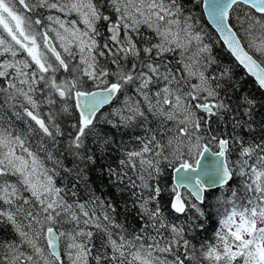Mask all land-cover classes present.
I'll use <instances>...</instances> for the list:
<instances>
[{
	"label": "snow or ice",
	"instance_id": "1",
	"mask_svg": "<svg viewBox=\"0 0 264 264\" xmlns=\"http://www.w3.org/2000/svg\"><path fill=\"white\" fill-rule=\"evenodd\" d=\"M186 2L0 0V264H264V0H194L215 39ZM104 126L144 130L99 168L123 213Z\"/></svg>",
	"mask_w": 264,
	"mask_h": 264
},
{
	"label": "trees",
	"instance_id": "2",
	"mask_svg": "<svg viewBox=\"0 0 264 264\" xmlns=\"http://www.w3.org/2000/svg\"><path fill=\"white\" fill-rule=\"evenodd\" d=\"M186 8L192 10L193 14L198 17L204 25L207 26V29L213 32V39H215V33L211 27L205 21L204 16H202V8L197 7L194 3V0H189L186 2ZM215 55L221 61L223 65H232L234 64L233 59L229 54L223 51L219 44L216 45ZM234 72L236 73V79L241 82V93L244 95L251 94L256 97L258 103L264 104V93L260 92L251 78L243 74V70L234 67ZM110 110V109H109ZM260 115L257 116V120L264 118V108L258 109ZM4 115V120L7 122L12 121L13 125L18 129H23L26 126L22 121L16 120L15 116L12 115L11 110L5 108L2 110ZM104 130L107 132L111 143V150H108L103 155V158L100 159L99 164L96 166V169L89 173L90 179L92 180L93 188L96 189V194L101 196L106 200H113L114 202H119L120 211L123 213L124 201L128 200V194L124 193L123 196L119 192H116L115 189H112L108 186L107 181H102L98 179L100 165L108 164H118L119 159L125 154L126 151H131L137 149L139 145V139L144 134L142 127L133 126V127H119L112 128L111 126H104ZM239 181L238 179L232 183V187H237ZM212 195L209 197L207 205H205V211L209 213L203 220L195 221L196 223L202 224V228H197L195 230L197 241H204L206 243L213 242L214 232L218 228L219 215L217 214V209L213 207L215 205V197L219 196L221 193L218 190L211 191ZM221 212L224 211V208L220 209ZM127 218H124L122 215L119 218L120 223H124L126 227L130 229H135L140 223L135 215V213L125 214Z\"/></svg>",
	"mask_w": 264,
	"mask_h": 264
},
{
	"label": "water",
	"instance_id": "3",
	"mask_svg": "<svg viewBox=\"0 0 264 264\" xmlns=\"http://www.w3.org/2000/svg\"><path fill=\"white\" fill-rule=\"evenodd\" d=\"M205 18V21L207 22V18L206 17H204ZM208 24V23H207ZM209 25V24H208ZM210 27H211V29H212V26L211 25H209ZM213 31H214V29H212ZM210 191H213V190H210Z\"/></svg>",
	"mask_w": 264,
	"mask_h": 264
}]
</instances>
